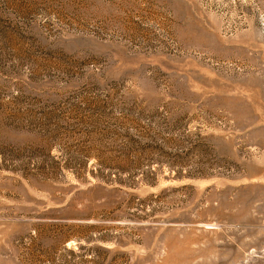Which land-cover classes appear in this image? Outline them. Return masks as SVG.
<instances>
[{
  "label": "rangeland",
  "instance_id": "obj_1",
  "mask_svg": "<svg viewBox=\"0 0 264 264\" xmlns=\"http://www.w3.org/2000/svg\"><path fill=\"white\" fill-rule=\"evenodd\" d=\"M0 264H264V0H0Z\"/></svg>",
  "mask_w": 264,
  "mask_h": 264
}]
</instances>
